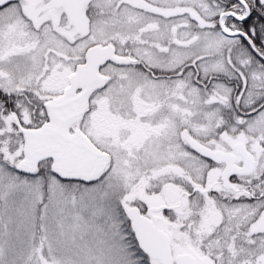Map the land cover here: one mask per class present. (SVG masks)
I'll return each mask as SVG.
<instances>
[{
	"label": "snow or ice",
	"instance_id": "6c2138e0",
	"mask_svg": "<svg viewBox=\"0 0 264 264\" xmlns=\"http://www.w3.org/2000/svg\"><path fill=\"white\" fill-rule=\"evenodd\" d=\"M0 264H264V0H0Z\"/></svg>",
	"mask_w": 264,
	"mask_h": 264
}]
</instances>
